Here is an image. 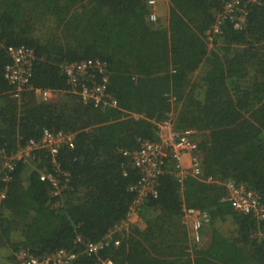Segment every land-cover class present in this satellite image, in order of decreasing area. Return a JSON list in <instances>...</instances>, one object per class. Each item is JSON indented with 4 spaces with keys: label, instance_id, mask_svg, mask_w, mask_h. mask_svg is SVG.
Here are the masks:
<instances>
[{
    "label": "trees",
    "instance_id": "1",
    "mask_svg": "<svg viewBox=\"0 0 264 264\" xmlns=\"http://www.w3.org/2000/svg\"><path fill=\"white\" fill-rule=\"evenodd\" d=\"M147 1L0 0V149L14 153L44 129L75 135L53 162L36 151L0 183V248L8 260L20 250L39 258L63 249L77 255L72 264H95L86 247L102 241L99 255L113 264H264L257 236L264 218L235 211L226 187L243 186L264 205V0L246 3L242 29L226 20L211 40L229 0H166L155 21ZM10 47L35 58L20 93L3 77ZM88 59L106 64L110 104L83 102L62 73V65ZM36 89L56 98L40 101ZM171 116L176 131L196 133L201 179L180 186L167 161L156 198L139 208L143 226L115 234L114 247L106 235L125 220L139 180L123 152L157 142L155 123ZM40 173L62 184L61 197ZM183 207L209 218L192 256Z\"/></svg>",
    "mask_w": 264,
    "mask_h": 264
},
{
    "label": "built area",
    "instance_id": "2",
    "mask_svg": "<svg viewBox=\"0 0 264 264\" xmlns=\"http://www.w3.org/2000/svg\"><path fill=\"white\" fill-rule=\"evenodd\" d=\"M257 0H229L226 2L221 12L218 14L212 30L207 33L209 40L213 35L220 33L221 25L226 21L233 23L235 29H242L246 17V3L256 2ZM147 5L150 8L149 20L157 19V1L148 0ZM7 54L11 59L9 65L5 67L4 79L11 86L17 87L18 90L26 87L31 76L33 62L35 60L33 51L25 47L8 48ZM63 75L71 87L72 93L77 94L83 102H92L94 105L103 103L110 104L106 99L109 95L106 93V64L99 60H83L77 63L64 64L61 66ZM52 92L48 90H36L35 95L40 101L48 102L51 100ZM112 104V102H111ZM134 118L136 116L133 115ZM173 116L168 120L156 122L157 142L148 140L140 141L139 148L132 152H123L128 157L134 169L139 173V180L132 190L136 197L129 207L124 221L113 227L108 232L106 238L109 239L114 247H118V239L112 240L115 234H123L127 231L129 225H141L142 220L139 216V208L143 200L157 196L158 180L164 173V165L167 161L174 162V177L178 184L182 186L187 177L201 179V161L197 156V142L194 140L195 131H176L173 124ZM75 135L73 133L51 132L47 129L42 131L39 140H29L16 152L7 154L0 149V183H7L10 180L8 173L16 165L17 161L27 163L31 160L36 151L45 150L52 156V162L58 151L62 147L72 149L74 146ZM41 181H48L53 188V196L61 197L63 186L50 173H40ZM207 183L212 182L207 180ZM226 187L229 192V202L231 207L238 213L253 215L258 219L264 218V205L261 204L260 198L251 190H246L243 186L236 187L233 183L228 182ZM4 193H0V213ZM59 199L53 204L54 208L60 207ZM182 222L188 231V248L187 253L192 256L202 245V232L208 225L209 218L201 210L183 207ZM259 238L264 235L258 233ZM77 241H81L77 238ZM105 242L88 244L86 253L88 256H95V264H113L110 259H102L101 251L106 247ZM17 264H72L76 259V254L67 252L63 249L55 253L42 257H33L27 250H20L14 255Z\"/></svg>",
    "mask_w": 264,
    "mask_h": 264
},
{
    "label": "rangeland",
    "instance_id": "3",
    "mask_svg": "<svg viewBox=\"0 0 264 264\" xmlns=\"http://www.w3.org/2000/svg\"><path fill=\"white\" fill-rule=\"evenodd\" d=\"M157 1V8L158 9H163L164 11L166 10V6L164 5V0H156ZM162 10V12H163ZM55 99V97L52 98V100ZM143 225H139V227H142ZM8 257V254L7 252L3 249V248H0V264H16V261L15 260H8L7 259Z\"/></svg>",
    "mask_w": 264,
    "mask_h": 264
},
{
    "label": "clouds",
    "instance_id": "4",
    "mask_svg": "<svg viewBox=\"0 0 264 264\" xmlns=\"http://www.w3.org/2000/svg\"><path fill=\"white\" fill-rule=\"evenodd\" d=\"M157 9H158V8H157ZM32 68H33V67H32ZM31 74H32V71H31ZM31 76H32V75H31ZM31 76H30V78H29L28 85H27L26 87L20 89V90H18L17 87L11 86V85H9L8 83H7V84H8L9 86H11L12 88H14L15 92L20 93L21 91H25V90H27V89L29 88L30 80H31ZM3 77H4V74H3ZM5 81H6V80H5ZM6 82H7V81H6ZM36 90H41V89H36ZM36 90H34V92H35ZM48 91H50V90H48ZM52 93H53V92H52ZM54 94H55V93L52 94V96H51V100H52ZM55 96H56V95H55ZM38 99H39V98H38ZM39 100H40V99H39ZM51 100H50V101H51ZM202 243H203V242H202Z\"/></svg>",
    "mask_w": 264,
    "mask_h": 264
},
{
    "label": "crops",
    "instance_id": "5",
    "mask_svg": "<svg viewBox=\"0 0 264 264\" xmlns=\"http://www.w3.org/2000/svg\"><path fill=\"white\" fill-rule=\"evenodd\" d=\"M164 2L166 3V0H164ZM162 14H163V16L165 15V13H162ZM53 97H55V98H56L55 94L53 95Z\"/></svg>",
    "mask_w": 264,
    "mask_h": 264
}]
</instances>
